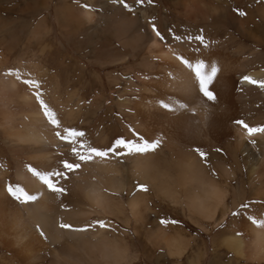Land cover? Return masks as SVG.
<instances>
[{"label":"bare ground","instance_id":"bare-ground-1","mask_svg":"<svg viewBox=\"0 0 264 264\" xmlns=\"http://www.w3.org/2000/svg\"><path fill=\"white\" fill-rule=\"evenodd\" d=\"M81 1L79 6L65 2L67 7H56V17L69 42L67 49L78 48V28L91 39L94 57L100 58L92 61L102 67L129 63L126 72L140 69L151 72L150 76L138 79L141 84L137 89L122 88L124 94L132 93L124 96L117 86L120 74L108 72L111 97L102 94L87 102L85 89L94 86L76 77V72L83 69L67 54L64 98L57 94L52 102L45 103L63 127L84 132L85 143L98 149L106 150L112 144L111 115L115 109L125 141L158 140L159 146L143 153L124 150L123 155L93 157L58 181L57 186L65 190L62 194L49 191L28 171L29 166L41 172L62 170V161L74 157L43 115L36 89L23 83L32 79L44 85L42 78L35 77L39 76L34 63L35 36L40 34V56L50 54L49 45L44 43L45 20L31 27L23 50L14 46L0 62V264H143L146 260L152 264L164 255L179 260L192 244L180 233V226L173 220L175 213L181 211L194 227L210 234L247 198L255 199L257 207L218 230L213 239V264H243V260L244 264H264V227L250 219L264 220V133L250 136L236 123L245 114V124L262 128L264 88L243 78L264 81V53L243 40L235 44L241 39L251 41L253 46L264 43L260 28L264 0H160L168 1V8L153 0H124L131 11L119 0ZM33 2L36 10L46 9L45 0H31L30 4ZM94 5L101 10H94ZM162 9L165 28L170 14L187 19L194 32L193 42L186 41L189 33L180 25L177 31L181 37H174L175 45L156 35L153 18ZM108 22L115 26L114 32L111 27L106 30ZM213 24L217 29L211 34L209 27ZM197 27H203V43L195 39ZM228 27L233 32H225L221 38ZM131 28L137 29L136 33H130ZM169 29H164L167 35ZM109 36L130 52L116 51L110 45L103 57L98 49ZM181 56L193 65L203 61L205 71L210 72L213 66L218 69L210 85L216 101H208L199 92L195 73L181 63ZM239 69L246 73L238 77ZM10 72H19L20 78ZM82 75L85 77V73ZM92 76L95 84L105 86L100 71ZM132 95H136L134 99ZM116 96L120 98L116 100ZM55 103L62 110L57 112ZM162 103L173 110L164 109ZM58 113H63L62 120ZM197 147L207 154L206 160L193 150ZM244 166L248 183L242 178L233 185L235 178L244 175ZM10 184L19 185L37 199L27 203L15 200L7 191ZM98 221L105 227L101 228ZM61 223L85 230L64 229ZM223 247L238 261L223 260L224 255L219 253ZM205 257V249L199 248L190 264H202Z\"/></svg>","mask_w":264,"mask_h":264},{"label":"rangeland","instance_id":"rangeland-1","mask_svg":"<svg viewBox=\"0 0 264 264\" xmlns=\"http://www.w3.org/2000/svg\"><path fill=\"white\" fill-rule=\"evenodd\" d=\"M30 1L31 0H0V62H2V60L5 59L4 58L5 54H7L9 52V50L11 48H13L14 46L17 45L16 48H18L19 51H22L23 47L25 45V42L27 40V35L29 34V32L31 30V27L39 26L40 21L45 20L46 22L45 21L43 22V26L45 27V31H47V32L45 35L46 39H45L44 43L49 45V47H50L49 53L50 54H48V52L47 53L45 52V54L43 56H40L39 50H38V48L40 46L39 39H38L40 34H39V36L37 35L33 38V41H34V44H33L34 47L33 48L35 49V53H36V57L34 58V63L37 66L36 73H39V76L35 75V77L43 79L42 81H43L44 85H41L40 88H42V89L40 91L43 93L42 98L44 101H49V102L51 101L52 102L56 98L55 95H57V94H58V96L60 95L62 99L64 98V95H65V90H64L65 80L64 79L66 76V72L64 70V65L66 63V59H64V58H65V56H67V54L73 57V61L77 65L81 66L83 69V72L85 73V77H84L82 75L84 73L81 72V70H79L76 72L77 73L76 77H78V78L81 77L84 80L87 79V82H92V84L94 86L92 90H89V88L85 89V92H86L85 96H86L87 102H90L95 97L100 98V96H102V94H104L107 97H108V95H109V97H111L110 95H112V93H111L112 90L110 89L111 88L110 84L108 83L107 78H106L108 72L116 71L117 73L120 74V79L118 81L117 86L120 88V92L124 96H126L129 92L124 94L122 91V88L129 87L128 89H137V88H139V84H141L140 83L141 81H139L138 79L146 78L147 76H150L149 73H151V72H148V74H147L146 71L140 70V69H135V70H133L134 72L133 71L132 72H126L125 67H127V66H125V65H128L129 63L128 64H119V65L110 66V67H102V65L92 61L91 59L96 60L97 58L94 57L95 54L92 53L93 50L90 47V45L92 44L91 39H88V37L86 36V33L82 30H79L78 28H77V35L75 38V44L77 45L78 48L74 49L71 46L72 49H69V50L67 49L69 42L67 41L66 37L63 34L62 22H60L56 17V7L65 8L68 6L67 4L79 6L80 3L81 2L83 3L84 1H81V0L80 1L79 0H62V1L45 0L47 3V6H46V9H43L42 11H41V9L36 10L37 8L34 6V2H33V4H30ZM153 1H155L156 4H158L160 6L163 4L162 7H164V6H166L167 8L169 7L168 1H166V2L160 1V0H153ZM161 2H163V3H161ZM26 5L29 6L30 8H28ZM241 7L244 8L245 6L241 5ZM94 10L99 11V10H101V8L97 5H94ZM163 15H164V12L162 9V11L159 12V15L155 16V18H153V21L155 22V25L157 26V28L161 32L163 39L167 40V41L172 40V43H169V45H173L175 43V41H176L175 38L180 39V37H181L180 33L177 31L178 25H180L186 31V33H189V36L186 35L187 37H189L188 38L189 40H186V41H188L189 43L193 42L194 32L191 29V26L188 25L186 18L178 19L174 15L170 14L169 17L167 18L168 25L165 28L166 17L164 18ZM28 16H29V18L27 20L28 22H26V19ZM260 22H261L260 28L262 31H264V26H263L264 22L261 20H260ZM108 23L106 25V30H108L111 27L110 28L111 31L114 32L115 26L112 27V25H110V23L109 24ZM175 26H176V28H175ZM211 26L209 27L210 33L214 34L215 30L217 29L216 25L213 24ZM167 27L170 28L169 32H167L168 35L164 31V29H167ZM131 29L132 30H130V33H132L133 31L136 33L137 29L136 30H135V28H131ZM172 29H174V30H172ZM202 29H203V27L198 28L199 31L197 33H199V34H197V36H200V35L204 36L203 33L200 32V31H202ZM39 31L42 32L41 30H39ZM225 32H233V28L232 27H228V29L225 28L224 31L222 32V34H220L221 38H224ZM165 35H167L168 37H166ZM176 35H177V37H176ZM129 37H127V39ZM106 39L108 40V41H105L106 44H104V42L102 41L103 42L101 44L102 46H100V49H98V53H101V55L103 57L107 56L108 49H109L108 47L110 45L113 48H115L116 51L121 49L122 52L123 51L125 53L130 52L129 50H126L125 48H123L121 46V43L116 41L115 38L109 36V37H106ZM242 40L246 43V44L244 43L245 45H247V46L252 45L253 48H257L260 51H262V53H264V43L254 44V46H253L251 41L241 39V40H237V42H235V44L236 45L240 44ZM177 42H178V40H177ZM235 44H233V45H235ZM193 48H195V46ZM193 48H192V50H195ZM229 50H231V49H229ZM196 51H198V50H196ZM113 52H115V51H113ZM88 59H90V60H88ZM99 60H100V58L97 59V61H99ZM89 61H92L94 64H91V62H89ZM130 64H132V63H130ZM40 70H42V73L44 72L43 73L44 76H42V74H40L41 73ZM98 71H100V73L104 79L105 86L103 88H101L98 84H95L94 80H93L94 77L92 76V74L94 72H98ZM245 73H246V70H244V71L240 70L239 73H237V75H238V77H240L241 76L240 74H245ZM135 75H138L139 77L136 78ZM46 78L48 81L46 80ZM129 78H131V82L129 81ZM47 83H49V84H47ZM78 86H80V84ZM57 87H59V89H56ZM74 88H76V87H74ZM131 94L132 93L130 92L129 95H131ZM135 96L136 95H134V96L132 95L131 96V97H133L132 99H134ZM115 98L117 100V98L119 99L120 97L116 96ZM55 104H56L57 112L60 109L62 110V108L59 109L57 103H55ZM114 111L111 115L112 120H114V121H112V132H113L112 136H113V138L110 141V143H112L111 146L115 143V141L117 139H124L125 138L123 130H121L119 123L116 121L117 115H119L118 114L119 111L117 109H115ZM103 113L104 112H102L100 115H102ZM58 114H59L60 119L62 120L61 115L63 113H58ZM244 118H245V114L244 115L242 114L239 117V119L237 118V120H242ZM76 125H77V123H75V126ZM260 126L264 127V123H262ZM84 142H86V141H84ZM242 178L245 180L246 183H248L246 166H244V175L242 174L238 178H235L232 181L233 185L239 184V181ZM135 184H137V182H135ZM262 203L264 205L263 201H262ZM242 205H247V207L244 208V207H242ZM257 205H258V202L255 199L247 198L244 202H242L240 204V206L237 209L232 211V213L229 215V218H228L226 223H224L218 229H215L210 234H206L201 229L194 227L185 217H183L181 211L178 212V214L175 213V215H174L175 217L173 218V220L176 221V224H178L180 226V233L185 234V237L188 238V241L190 242V244H192V246L188 249V251L179 260L176 258L170 260L169 256L164 255L163 257L160 258V260H154V262L152 264H162V262L166 259H167L166 260L167 264H168V261H171L173 264H176V263H178V264H190V261L194 257V254L198 253L199 248H200V250H201V248H203L206 251V257L203 259L202 264H211V263L213 264L214 263L213 259H214V254H215L214 253L215 249L213 247V239H214V236L216 235V233L218 232V230L228 226L231 223V221L233 222L234 220H238V218L241 214L246 215L247 212H250L252 207L255 208V207H257ZM167 213L169 215H172L171 210H167ZM233 213H238V214L234 215ZM191 237L192 238L194 237V238L192 239ZM219 253H222V256L224 255L223 260L230 259L234 263L236 261H238V259L235 256L231 255L230 252H228V250L225 247L219 249ZM148 261L146 260V263H143V264H150V260H148ZM241 263L244 264L245 261L243 260ZM163 264H164V262H163ZM249 264H252V263H249Z\"/></svg>","mask_w":264,"mask_h":264},{"label":"snow or ice","instance_id":"snow-or-ice-1","mask_svg":"<svg viewBox=\"0 0 264 264\" xmlns=\"http://www.w3.org/2000/svg\"><path fill=\"white\" fill-rule=\"evenodd\" d=\"M121 4L125 8H129V6L124 3V0H119ZM138 3H142V0H136ZM131 11V9L129 8ZM239 15L244 16L246 13L239 12ZM153 31L156 33V35L163 39V36H161L160 32L156 30L155 25L153 24ZM196 40L200 41L201 43L204 42V38L202 35L196 36ZM181 63H183L187 68L191 69L195 73V77L197 78L199 82V92L202 93L203 97H205L208 101H216L217 96L214 90H210V85L214 81L218 69L213 66L211 67L210 72L205 71L206 65L203 61H198L193 65L189 59H185L182 56L179 57ZM9 74H15L17 79L20 78L19 72L16 73H9ZM245 81H247L249 84H258L259 87L264 88V81H256L253 80L251 77L245 76L243 78ZM23 83L28 85L29 87H32L36 89L35 91V97L40 105V107L43 110V115L46 117L47 121L53 126L55 129V135L56 137L64 141L71 152V155L74 157L71 161L68 159H64L62 161L63 169L62 170H53V171H46L41 172L37 170L36 168H33L29 166L28 171L34 176L37 177L43 185L47 187V189L53 193L62 194L65 190L63 187L57 186L58 181L61 179L67 178V173H71L81 167V162H88L93 159V157H108L109 153L112 155H123L124 150H127L128 152H136V153H143L150 150H155L159 146V141L155 142H149V141H143L142 143H133L131 141H125L124 139H117L115 143L110 146L106 150H101L96 147H93L89 144H86L84 142V136L85 133L82 131H78L74 128L69 127H63L61 125V121L59 120L57 114L48 106L47 103L43 100V93L40 91V83L38 81L32 80V79H24ZM161 106L166 110H173L171 106L167 103H162ZM237 124L244 127L248 134L251 136L254 133L261 132L264 133V127L262 128H252L249 127L247 124H245L242 120H237ZM195 152L199 154V156L202 158V160H206L207 154L202 151L199 147L193 149ZM217 152H220L221 149L217 148ZM8 193L17 201H20L22 203H27L30 201H34L37 199L36 195L29 194L27 191H25L24 188L17 186H12L11 184L7 187ZM242 207L246 208L247 205H242ZM234 215L238 213H233ZM252 220V223L258 224L260 227H264V220L257 221L255 218L250 217ZM163 222V221H162ZM101 228L105 227V223L103 221L97 222ZM61 228L64 229H70L74 231H83L85 229H73L70 224L61 223ZM37 230L40 232V235L47 238L45 236V233L39 228V225H37Z\"/></svg>","mask_w":264,"mask_h":264}]
</instances>
